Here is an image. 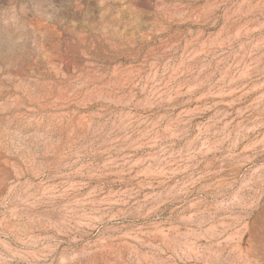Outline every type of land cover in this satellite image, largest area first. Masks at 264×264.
Returning a JSON list of instances; mask_svg holds the SVG:
<instances>
[{
    "label": "rangeland",
    "instance_id": "1",
    "mask_svg": "<svg viewBox=\"0 0 264 264\" xmlns=\"http://www.w3.org/2000/svg\"><path fill=\"white\" fill-rule=\"evenodd\" d=\"M0 264H264V0H0Z\"/></svg>",
    "mask_w": 264,
    "mask_h": 264
}]
</instances>
